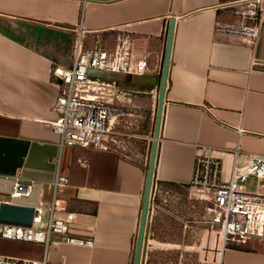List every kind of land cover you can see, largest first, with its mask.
<instances>
[{"label": "crops", "instance_id": "obj_1", "mask_svg": "<svg viewBox=\"0 0 264 264\" xmlns=\"http://www.w3.org/2000/svg\"><path fill=\"white\" fill-rule=\"evenodd\" d=\"M239 1L0 0V225L45 229L53 183L57 176L65 177L68 185L56 190V198L75 216L66 234L53 235L47 264H128L139 230L149 136L172 19L154 180L180 207L201 146L214 149L224 180L233 155L221 149L239 145L244 153L264 154V30L253 47L217 31L241 23L228 8ZM122 36L132 39L134 63L148 57L150 72L110 73L106 84L117 94L107 100L128 114L118 127L129 117L145 130L140 138L127 140L117 132L100 150L61 147L49 125L56 119L52 109L60 92L54 70L71 69L78 46L113 49ZM248 158L239 156V163ZM15 178L37 182L32 202L45 209L40 223L34 221L31 202L3 201ZM244 188L264 194V181L250 179ZM65 216V211L56 213ZM147 225L149 230L151 223ZM67 236L92 247L59 243ZM249 246H231L223 264H264V252ZM44 254L41 244L0 238V258L39 261Z\"/></svg>", "mask_w": 264, "mask_h": 264}, {"label": "built area", "instance_id": "obj_2", "mask_svg": "<svg viewBox=\"0 0 264 264\" xmlns=\"http://www.w3.org/2000/svg\"><path fill=\"white\" fill-rule=\"evenodd\" d=\"M228 8L241 19V23L220 26L217 31L253 47L264 30V0H242L231 3ZM91 70L144 76L150 72V65L147 56L138 63L133 62L132 39L127 36H122L113 49H107L102 44L95 48L78 46L72 68L57 67L53 73L59 80L60 92L52 109L56 119L49 125L60 137L61 147L100 150L104 148V142L108 138L119 135L114 131V126L121 118L128 116L107 100L116 97L117 89L92 80L89 77ZM243 133L242 129H238L239 135ZM200 150L188 187L189 196L203 203L207 214L203 242L199 247V264H223L227 250L233 245L246 246L251 242L264 245V194L244 188L250 179L264 181V154L244 153L239 145L221 149L222 152L233 155L229 179L224 180L223 163L214 156V149L201 146ZM241 155L249 157L243 164L239 163ZM66 185L68 179L57 176L53 183V203L47 209L50 217L45 229L0 225V238L43 245V259L38 261L2 257L0 264H47V251L53 242V235L66 234L68 225L75 216L74 213L67 212L56 198V190ZM37 192L36 181L15 178L8 198L3 201L31 202L35 209L34 221L40 223L45 209L41 204L32 202ZM166 194L168 192L162 189L159 181L154 180L149 224L159 209L160 197ZM59 211H65L66 216L56 217ZM59 243L92 247L91 242L71 236Z\"/></svg>", "mask_w": 264, "mask_h": 264}, {"label": "rangeland", "instance_id": "obj_3", "mask_svg": "<svg viewBox=\"0 0 264 264\" xmlns=\"http://www.w3.org/2000/svg\"><path fill=\"white\" fill-rule=\"evenodd\" d=\"M89 77L100 83L111 82V74L108 72L91 70ZM131 120L128 117V120L122 121L119 127L117 124L118 128L114 129L125 140L140 138V131L145 130ZM149 137L152 139V131ZM250 190H253L252 186ZM183 196L181 208L177 207V201L171 194L160 197L155 222L151 225L153 228L148 230V249L143 264H199V247L203 242L207 217L205 205L191 198L186 191ZM249 245L264 252L263 245L258 242H251ZM133 256L128 264H133Z\"/></svg>", "mask_w": 264, "mask_h": 264}, {"label": "water", "instance_id": "obj_4", "mask_svg": "<svg viewBox=\"0 0 264 264\" xmlns=\"http://www.w3.org/2000/svg\"><path fill=\"white\" fill-rule=\"evenodd\" d=\"M174 28H175V19H172L169 25L166 49H165L164 60H163L162 76H161L159 98H158V107H157V113H156V118H155L154 129H153L152 147L150 151V157H149L147 174H146L145 188H144L143 201H142V210H141L139 230H138L137 241H136V246H135V255H134L133 264H141V261H142L145 234H146V229H147V224H148V215H149V209H150L152 185L154 181L156 159H157V154H158L163 109H164V104H165V95H166V89H167L172 44H173V39H174Z\"/></svg>", "mask_w": 264, "mask_h": 264}, {"label": "flooded vegetation", "instance_id": "obj_5", "mask_svg": "<svg viewBox=\"0 0 264 264\" xmlns=\"http://www.w3.org/2000/svg\"><path fill=\"white\" fill-rule=\"evenodd\" d=\"M155 217V216H154ZM154 222H155V219L153 218V220H152V222H151V225L153 226V224H154ZM150 225V226H151ZM149 226V228H153L152 226L150 227ZM149 231H150V229H149ZM147 236H148V225H147V229H146V234H145V241H144V248H143V254H142V261H141V264H143V261H144V257L146 258V250L148 249V246L146 247V244H148L147 243ZM135 246H136V244H135ZM134 255H135V248H134ZM133 262H134V256H133ZM145 264H147V263H145Z\"/></svg>", "mask_w": 264, "mask_h": 264}, {"label": "trees", "instance_id": "obj_6", "mask_svg": "<svg viewBox=\"0 0 264 264\" xmlns=\"http://www.w3.org/2000/svg\"><path fill=\"white\" fill-rule=\"evenodd\" d=\"M186 192H188V188L185 189ZM159 202V201H158ZM159 204V203H158ZM158 212V211H157Z\"/></svg>", "mask_w": 264, "mask_h": 264}]
</instances>
